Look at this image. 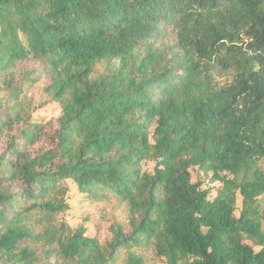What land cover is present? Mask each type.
Here are the masks:
<instances>
[{"label": "trees", "instance_id": "16d2710c", "mask_svg": "<svg viewBox=\"0 0 264 264\" xmlns=\"http://www.w3.org/2000/svg\"><path fill=\"white\" fill-rule=\"evenodd\" d=\"M263 159L264 0H0V264H264Z\"/></svg>", "mask_w": 264, "mask_h": 264}, {"label": "rangeland", "instance_id": "374dc122", "mask_svg": "<svg viewBox=\"0 0 264 264\" xmlns=\"http://www.w3.org/2000/svg\"><path fill=\"white\" fill-rule=\"evenodd\" d=\"M37 97L35 91H30ZM60 115V107L56 103H51L48 106L37 110L33 116L35 121L54 120ZM264 170V159L262 162ZM153 168L152 162H143L142 169L151 172ZM196 180L193 173L192 181ZM207 183L203 188H208ZM69 193L67 195V204L69 209L64 214V220L70 227L83 225L85 227V235L87 237H95L100 244H104L111 238L110 226L115 224L121 226L123 231H128V209L124 203L119 202L113 196H105L98 199H93L86 195H81L77 192L74 185L69 184ZM214 195V193H213ZM241 200L238 198L237 207L240 208ZM262 231L264 233V220L262 223ZM143 258L142 264H165L163 258L155 255L150 249L137 251ZM126 256L121 255L114 264H126Z\"/></svg>", "mask_w": 264, "mask_h": 264}]
</instances>
